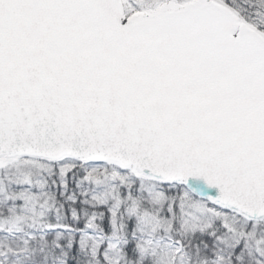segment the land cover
Listing matches in <instances>:
<instances>
[{"label": "snow or ice", "instance_id": "6c2138e0", "mask_svg": "<svg viewBox=\"0 0 264 264\" xmlns=\"http://www.w3.org/2000/svg\"><path fill=\"white\" fill-rule=\"evenodd\" d=\"M0 264H264V0H0Z\"/></svg>", "mask_w": 264, "mask_h": 264}]
</instances>
